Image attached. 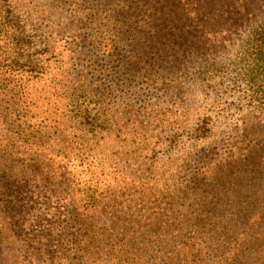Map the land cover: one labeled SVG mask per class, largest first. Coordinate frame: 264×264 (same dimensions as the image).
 <instances>
[{
	"label": "rangeland",
	"instance_id": "1",
	"mask_svg": "<svg viewBox=\"0 0 264 264\" xmlns=\"http://www.w3.org/2000/svg\"><path fill=\"white\" fill-rule=\"evenodd\" d=\"M219 1L0 0V264H264L251 47L180 19Z\"/></svg>",
	"mask_w": 264,
	"mask_h": 264
},
{
	"label": "trees",
	"instance_id": "2",
	"mask_svg": "<svg viewBox=\"0 0 264 264\" xmlns=\"http://www.w3.org/2000/svg\"><path fill=\"white\" fill-rule=\"evenodd\" d=\"M216 3L218 8L215 9V13H210L207 16H200V18H198L197 15L196 18H192L190 14H183L184 16L180 19L187 30H191L190 33L195 32L194 30L198 31L199 41L193 42L194 47L200 46L203 38H207L208 35L211 34L213 36V33H228L226 31H231V27L235 28L238 32H242V36L246 37L248 48L249 45L251 47L249 53L251 62L248 68H245L243 77L245 80H243L241 84L247 87L246 92L248 94L246 95L250 98L253 96L254 98V94L260 92L261 88L264 87V0H220ZM3 10V5L0 2V77L5 79V74L19 75L22 73L37 72L38 64H35L36 55H34L35 63L32 61L29 65L19 63L12 55L14 52L13 50H18L19 48L17 49V47L25 43V39L21 38L19 35L12 37V35H14L13 33L8 35L7 29L10 26L9 24L13 19L11 17L13 16H11L9 10ZM8 17H10L9 20H7ZM192 19H195V21H192ZM12 24H14V22ZM191 35L192 34H189V32L185 35L183 38L184 44L187 45V43H192L188 41ZM3 38L4 41L1 43ZM193 39H196V36H194ZM243 42L242 40L241 43ZM188 46L192 47V45ZM239 47L242 48L244 45ZM7 48L15 60L9 58ZM247 106L251 110L259 109L255 113L264 115V103L259 102L258 106H255L252 100H249ZM255 171L260 172L259 174L261 175V172H264V166L258 167L257 165ZM257 181L259 183L261 179ZM263 184L264 182H261L259 186Z\"/></svg>",
	"mask_w": 264,
	"mask_h": 264
}]
</instances>
